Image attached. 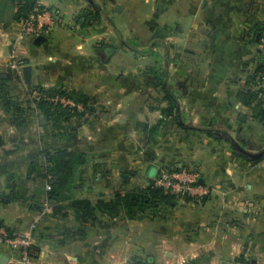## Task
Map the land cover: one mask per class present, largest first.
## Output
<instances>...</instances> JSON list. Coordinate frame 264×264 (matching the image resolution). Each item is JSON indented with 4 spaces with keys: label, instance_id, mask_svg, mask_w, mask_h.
<instances>
[{
    "label": "crops",
    "instance_id": "obj_1",
    "mask_svg": "<svg viewBox=\"0 0 264 264\" xmlns=\"http://www.w3.org/2000/svg\"><path fill=\"white\" fill-rule=\"evenodd\" d=\"M93 2L38 0L54 24L37 44V36L20 32L15 1L0 0L2 94L25 104L37 97L36 87L60 88L84 93L93 108L58 136L42 117L19 124L0 102V225L15 231L36 220L33 264H264V159L249 161L226 141L252 152L264 147V125L237 97L264 62V0ZM116 14L133 28L125 37ZM134 20L163 45L164 86L177 104L171 113L161 111L164 94L140 95L141 60L151 66L160 59L145 55L131 64L135 55H121L125 40L138 34ZM13 51L32 68L29 84L10 67ZM58 147L88 157L64 197L109 199L180 166L197 173L208 193L175 198L159 214L136 219L123 211L89 216L63 197L47 199L41 151ZM45 203L50 211H42ZM56 205L62 210L52 211ZM0 257L15 264L1 244Z\"/></svg>",
    "mask_w": 264,
    "mask_h": 264
},
{
    "label": "trees",
    "instance_id": "obj_2",
    "mask_svg": "<svg viewBox=\"0 0 264 264\" xmlns=\"http://www.w3.org/2000/svg\"><path fill=\"white\" fill-rule=\"evenodd\" d=\"M16 4L15 19L19 21L25 18L32 12L35 7L41 6L38 0H14ZM97 15V14H96ZM264 28V27H263ZM264 31V29L261 31ZM260 34V35H261ZM156 66L150 67L149 74H152L154 87H161L165 95L164 98L169 105L162 108V113L173 112L177 109V104L170 95L169 91L164 86L166 78V71L160 62L156 60ZM264 72V62H259L254 71L248 76L246 80V88L237 92L239 101L251 110L252 116L258 119L264 125V102L259 97V90L257 87L258 77ZM6 77L0 76V102L7 113H11L13 119L22 124L27 119L34 118L39 122V117L44 119L45 125L53 129L55 135L61 136L69 132L70 119L75 118L76 122H82L83 118L93 112V108L89 105L90 99L84 93L76 91H65L60 88L43 89L37 88V97H28L27 102L22 104L19 100L11 99L4 90V81ZM63 97L71 101L73 104L62 103L53 100L54 97ZM81 105V109L78 108ZM180 124L178 118H176ZM234 153H237L234 151ZM44 158V165L40 176L43 180L49 181L51 189L46 192L48 200H55L59 198L66 199L68 206L74 211L82 212L91 216L94 211L116 213L123 211L125 217L130 219L140 218L146 214H159L171 202L174 201L175 196L165 193L163 189L155 187L152 182L145 186H136L121 191H116L109 199H98L91 202L86 198L72 199L64 197L63 191L72 186L76 171L79 166L88 161L86 153L82 151L70 150L66 147H58L53 151H41ZM259 159H264V153ZM38 163H31V170L36 171ZM66 207V206H65ZM62 210L61 206L52 207V211ZM238 261H244L242 257L237 258ZM246 264H255L251 260L244 261ZM147 264V263H146Z\"/></svg>",
    "mask_w": 264,
    "mask_h": 264
},
{
    "label": "built area",
    "instance_id": "obj_3",
    "mask_svg": "<svg viewBox=\"0 0 264 264\" xmlns=\"http://www.w3.org/2000/svg\"><path fill=\"white\" fill-rule=\"evenodd\" d=\"M20 32L26 36H38L49 32L54 24L52 11L46 7H35L25 18L19 20ZM259 45L264 51V31L260 35ZM10 67L21 73L24 66L22 59L13 51L10 55ZM257 87L259 97L264 102V72L258 77ZM53 100L62 103H69V100L63 97H54ZM152 184L155 187L163 189L165 193L174 196H192L202 197L208 193V190L199 185L198 174L188 170L186 167H177L175 169L162 168L154 177ZM45 191L51 189L49 181L45 182ZM48 201V200H47ZM42 211H50L48 203H45ZM36 228V220L29 223L25 229L10 231L0 225V244L6 246L15 255V264H33V233ZM186 259H182L178 264H184ZM232 264H246L245 262H234Z\"/></svg>",
    "mask_w": 264,
    "mask_h": 264
},
{
    "label": "rangeland",
    "instance_id": "obj_4",
    "mask_svg": "<svg viewBox=\"0 0 264 264\" xmlns=\"http://www.w3.org/2000/svg\"><path fill=\"white\" fill-rule=\"evenodd\" d=\"M123 14H116L114 15V24L115 26L121 30V33L124 35V37L127 35V33H129V31H133V28L131 26H129V21L127 18L123 17L122 16ZM139 16V13L136 15V17ZM133 22H135V26L137 27V31H138V34L137 32L135 34V36H133L132 38H129V39H126V43L123 44V53L121 55H135V57H133L132 59H129L128 62H130L131 64H133V61L134 59H137L138 57L140 58H144L145 55H149L152 57V55L156 56V59H160V66L162 65V61H163V56L162 55H165L164 54V51H163V48H162V43H155L156 40H153L152 37L150 36V33L148 32L149 29L146 27V26H140L139 23H140V20H134ZM118 35V33H117ZM137 35V36H136ZM125 39V38H124ZM132 51V52H128V51ZM172 52V50H171ZM140 55V56H138ZM144 56V57H142ZM144 62V65L143 66H140L141 69H144V72H142L140 76V79H141V76L143 77L144 79V87L142 89H140V95L142 96H147V97H158V96H161L162 94L165 95L163 89H161V87H154V78L152 76V74H149V70H150V67H153V66H156V65H151V66H147V61L145 59L141 60V64H143ZM126 61H124V63H126ZM159 62V61H158ZM135 67V66H133ZM124 70H126V68H124ZM143 71V70H142ZM132 78V77H130ZM139 80V79H137ZM125 81V79H124ZM171 89V93H174L175 91H177V89L175 88V86H172L170 87ZM153 99V98H152ZM166 105H169V103H166L164 102V105H163V108H166L167 106ZM187 120V119H185ZM220 135L222 137H224V135L222 133H220ZM227 143L229 144V146L231 147L230 143L228 140H226ZM189 169V168H188ZM139 170V169H138ZM191 171V170H190ZM193 172V171H192ZM141 186V185H139ZM182 197H188V196H183V195H180V196H175V198H182ZM35 231V230H34ZM4 260L3 257L0 258V261L2 262Z\"/></svg>",
    "mask_w": 264,
    "mask_h": 264
},
{
    "label": "water",
    "instance_id": "obj_5",
    "mask_svg": "<svg viewBox=\"0 0 264 264\" xmlns=\"http://www.w3.org/2000/svg\"><path fill=\"white\" fill-rule=\"evenodd\" d=\"M90 4H92L93 6L96 7L95 3L93 2V0H87ZM119 6L117 5L116 6V9H119L118 8ZM45 37L42 36V35H39L35 38V43H41L42 41H44ZM21 72H22V75H23V79L24 81L29 84L30 81H31V75H32V68L30 65H24L22 68H21ZM43 120V119H41ZM229 139V143L231 145V148L234 149L237 153H239L242 157H244L245 159L249 160V161H253V160H256V159H259L263 153H264V147L258 149L257 151H247L245 150L243 147H241L234 139L228 137ZM1 258V257H0ZM6 260L4 259L2 262L0 261V264H5Z\"/></svg>",
    "mask_w": 264,
    "mask_h": 264
}]
</instances>
